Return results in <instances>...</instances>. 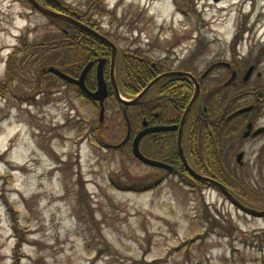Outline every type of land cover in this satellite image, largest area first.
<instances>
[{
	"label": "rangeland",
	"instance_id": "rangeland-1",
	"mask_svg": "<svg viewBox=\"0 0 264 264\" xmlns=\"http://www.w3.org/2000/svg\"><path fill=\"white\" fill-rule=\"evenodd\" d=\"M60 1L99 23L119 49L138 48L153 59L169 54L172 67L180 63L172 59L178 53L195 74L229 57L236 36V45L244 46L264 39V0ZM60 30L26 2L0 0V89L5 84L18 96L37 91L31 104L9 92L0 97V194L7 200L0 198V264L14 262L19 228H27L20 264H264V217L246 214L213 188L186 187L172 175L141 193L111 186L110 178L150 185L160 171L96 141L115 143L124 135L113 97L99 121L98 106L74 86L39 75L44 66H61L17 52L23 40L38 43ZM52 52L63 67L76 66L79 51ZM216 101L213 110L224 104ZM136 112L129 109L133 126L141 120ZM194 146V164L211 159L208 144V153L192 141ZM222 148L226 168L232 150ZM263 155L247 157L250 164L237 168L245 171L237 172L240 178L254 182L256 176L264 187ZM260 189L235 194L264 210Z\"/></svg>",
	"mask_w": 264,
	"mask_h": 264
},
{
	"label": "flooded vegetation",
	"instance_id": "flooded-vegetation-1",
	"mask_svg": "<svg viewBox=\"0 0 264 264\" xmlns=\"http://www.w3.org/2000/svg\"><path fill=\"white\" fill-rule=\"evenodd\" d=\"M69 15L112 40L102 30L99 23L89 21L88 19L84 20L80 15L75 13ZM83 32L89 34L86 31ZM244 32L248 33L249 31L245 30ZM95 39L100 40L96 37ZM237 40L238 37L236 36L228 48L230 50L229 57H226L224 60L215 59L198 74L186 69V58L184 55L182 57L178 53L173 55L172 59L180 62L177 66L173 67L169 65L171 58L169 54L157 59L149 56L151 60L149 62L150 78L145 86L156 76L164 72H190L199 84V96L182 126V146L189 165L197 173L221 182L228 188L230 193H263L260 188L264 187L256 176L253 179L254 182L244 180L240 178L237 172L244 175L245 171L241 169V172L237 168L247 167L250 164L247 157L253 154L262 157V151H264V39H258L257 42L260 45L257 46L254 45L255 42L252 43L253 40H248L246 46H244V42L241 45H236ZM239 46L242 49L246 48V52L238 53L240 52ZM93 49L92 47L91 50ZM118 50L119 46L117 45V52ZM101 58L106 60L102 69L103 78L109 86V94L106 100L113 97L119 102L112 91L110 81L111 52L109 57L95 55L91 59L88 58L79 73L70 76L78 77L84 66L91 61L92 65L86 73L84 82L89 90H95L97 86V65L98 60ZM114 73L119 84L117 58ZM92 79L95 80V86L94 88H89L87 83ZM73 86L74 88L76 87V85ZM190 86L191 94L188 97L187 89H190ZM143 88L130 98L135 97ZM193 92V82L183 75H171L158 80L140 101L131 105V107H136L137 109L134 115L136 117L135 120H139V117H141L140 124L133 126L131 123L132 115L129 117L126 107L120 106L125 126L124 135L119 141L115 143L104 142V145L108 148L119 150L123 155V149H129L133 155L132 145L137 134L145 128H158L156 131L152 130L144 134L138 141V147L146 157L163 163L170 167V170L164 166L159 167L144 164L133 155L134 159L156 171H160V174L153 178V184L163 183L170 175L176 176V182L178 183H182L186 179L182 174L189 180L190 177L196 179L186 170L177 147L182 116L188 102L192 98ZM218 97L223 102L228 103L222 109H220V105L217 109L213 110L211 103L212 105L215 104ZM91 101L94 105H97L96 101ZM209 106H211V110ZM161 127H169V129L160 130L159 128ZM203 128L205 130L202 136L206 138V145L210 146L211 159L201 161L200 163L197 159V164H194L195 162H193L190 153H194L197 150L192 148V141L198 140L199 134H202L198 133V129ZM224 144L229 145L232 150L230 164L228 163V167L226 168L224 166L227 165V156L221 157ZM206 145L204 146V150L208 153ZM256 149L258 150L257 153L255 152ZM239 154L241 157L237 158ZM256 160L257 157L251 164L256 163ZM200 182L204 183L205 187H212L207 182ZM214 190L221 193L217 189ZM191 191L194 192V189ZM235 196L239 198L237 194Z\"/></svg>",
	"mask_w": 264,
	"mask_h": 264
},
{
	"label": "trees",
	"instance_id": "trees-1",
	"mask_svg": "<svg viewBox=\"0 0 264 264\" xmlns=\"http://www.w3.org/2000/svg\"><path fill=\"white\" fill-rule=\"evenodd\" d=\"M22 2H26L27 4L30 5L31 8H34L30 2H28L27 0H20ZM41 3L54 8L57 11H61L65 14H72L75 13L73 11V9H71L68 5L62 3L60 0H38ZM35 9V8H34ZM101 12V11H100ZM76 14V13H75ZM78 15H80L79 13H77ZM81 16V15H80ZM86 14L83 13V15L81 16L84 20ZM54 24L60 25L61 30L59 31L58 35H55L54 33H51L49 38H45L42 39L41 41H39L38 43H33V44H29L28 42H26L25 40H23L21 42V47H19L17 49V52L22 53L24 56L27 55V58H30L31 56L34 58H37L40 60V62L43 63V65H55V66H61V69L63 72L67 73L68 75H75L78 74L80 69L83 67V65L86 63V61L91 58H93L95 55L96 56H105V57H109L110 55V50L109 47L103 43L100 40L95 39V37L93 35L87 34L85 32H83L80 28L75 27L71 24H69L68 22H65L63 20L60 19H56V18H52V17H48ZM89 21H91L90 19H88ZM201 45V44H200ZM94 48L93 50H91V48ZM57 49L59 54H62L64 52V50L68 51V50H76L79 51L78 52V58H77V63L76 66L74 67H70V68H65L63 67V61H60L59 58H57L55 55L53 56V52L52 50ZM54 57V58H53ZM77 57V56H76ZM10 59L12 57H9ZM53 58V59H52ZM149 62H151L150 58L148 55L144 54L143 50L138 49V48H127V49H119L118 53H117V74H118V78H119V88L121 93L126 96V97H131L133 96L135 93H137L141 88H143V86H145V84L148 82L149 80ZM35 62H33L34 64ZM50 63V64H48ZM80 63V64H79ZM71 64V63H70ZM7 65H11V61L8 59L7 60ZM46 67L44 66V68H42L40 70V74L42 75H47L48 76H55L49 72L46 71L45 69ZM70 69V70H69ZM41 76V75H40ZM58 78V77H57ZM59 80H62L59 78ZM64 81V80H62ZM65 83H67L66 81H64ZM69 84V83H67ZM72 85V84H69ZM89 88H94L95 86V80H89V82L87 83ZM73 86V85H72ZM3 89H0V97H5L7 95V92L5 90V88H7V86L5 84L2 85ZM76 92L79 96L85 97L86 99L91 100V98H89L88 96H86L80 89H78L77 87H75ZM13 94L14 97H17L18 100L20 101H26L28 103H33L35 101V97L37 94V91H33L32 93L28 94L27 96H18L15 93L9 92L8 94ZM39 93V92H38ZM191 94V86L190 89H187V95L188 97ZM185 102V101H184ZM228 102H224V104L220 107V109L224 108V106L227 104ZM119 106L121 107H126L127 109V114L130 117V113H129V109L132 108L131 105H123L122 103H119ZM215 104L211 106H214ZM211 106H209V109L211 110ZM204 128L203 129H198V133H202L199 134L198 136V140H195L194 142L196 143L197 146H199L201 148L202 151L204 150V146L206 145V138L205 136H202L204 133ZM98 134V132H97ZM96 141L100 142L99 144H103L104 142H102L101 138L99 137ZM195 148V146H194ZM196 150V148H195ZM124 155L132 157L133 160L134 156L132 155V153L126 149H123ZM197 152V151H196ZM203 156H207L208 158H210V155H204ZM111 180V186L120 189V190H124V191H133V192H137V193H141V192H146L149 191L151 189L156 188L159 184H153V182H151L152 184L150 185H138L135 186L132 184H120L118 182H115L112 178H110ZM190 181L189 182L188 179H184L182 181V184L185 185L186 187H190V188H196V187H203L206 186L204 183L197 181L196 179H193L190 177ZM162 183H160L161 185ZM192 190V189H190ZM3 193V192H1ZM0 198L3 200V202H7L6 200V196H4L3 194H0ZM5 202V203H6ZM11 205V204H8ZM20 231L17 235V241L15 242L14 247L12 248V256H14V262H12V264H20L21 258H23L22 252L20 251L21 247L23 246L24 242H26V237L25 234L27 233V228L26 229H21L19 228ZM214 230L212 229H208V231H206L207 233L209 232H213ZM193 243L189 242L188 246L191 247ZM177 252H180V250H177Z\"/></svg>",
	"mask_w": 264,
	"mask_h": 264
},
{
	"label": "water",
	"instance_id": "water-1",
	"mask_svg": "<svg viewBox=\"0 0 264 264\" xmlns=\"http://www.w3.org/2000/svg\"><path fill=\"white\" fill-rule=\"evenodd\" d=\"M31 5L40 13H42L43 15L47 16V17H52V18H56V19H60L63 20L65 22L71 23L75 26H77L78 28H80L83 31L88 32L89 34L95 36L96 38L100 39L102 42H104L107 46L110 47V52H111V58H110V81H111V87H112V91L116 97V99L124 104V105H132L137 103L138 101H140L145 94L148 92V90L160 79L165 78L167 76H171V75H183L187 78H189L193 84H194V92L192 95V98L190 99V101L188 102L185 112L182 116V121H181V129H180V133L177 139V147H178V152L180 155V158L186 168V170L197 180L199 181H204L207 182L210 186L216 188L218 191H220L225 197L226 199L233 204L234 206H236L237 208H239L241 211L245 212L246 214L255 216V217H264V210H259L256 209L254 207L248 206L245 203H243L241 200H239L233 193H230V191L228 190V188L223 185L221 182L216 181L210 177H207L205 175H201L199 173H197L188 163L184 150H183V146H182V126L184 124V121L190 111V109L192 108V106L194 105L195 101L197 100L198 96H199V84L196 81L195 77L190 73V72H185V71H168V72H164L161 73L160 75L156 76L153 80H151L135 97L132 98H126L124 97L119 89V86L117 84V80L115 78V73H114V68H115V63H116V58H117V46L115 45V43L113 41H111L109 38H107L106 36L100 34L99 32H97L95 29L91 28L90 26L79 22L76 18H74L73 16L69 15V14H65L61 11H57L54 10L48 6L43 5L41 2H39L38 0H28ZM216 1V0H215ZM105 59L101 58L98 60V65H97V78H96V89L95 90H89L86 85H85V76L86 73L88 72V70L90 69L92 62H88L84 68L82 69L81 73L79 74L78 77H72L70 75H68L67 73L63 72L62 70H60L57 67L54 66H48L46 71L57 76L58 78L66 81L67 83H71V84H75L81 91H83V93L85 95H87L88 97H90L92 100L96 101L98 103L99 106V120L102 121L103 120V115H104V100L107 98L108 94H109V86L107 84V82L104 80L103 75H102V69H103V65L105 63ZM160 130H166L169 129V127H161L159 128ZM152 130H158V128H145L143 130H141L137 136L134 139L133 145H132V151H133V155L142 163L147 164V165H151V166H164L166 169L170 170V167L164 165L161 162L152 160L148 157H146L140 150L138 147V141L139 139L146 133H148L149 131ZM241 155L239 154L237 156V158H240Z\"/></svg>",
	"mask_w": 264,
	"mask_h": 264
}]
</instances>
